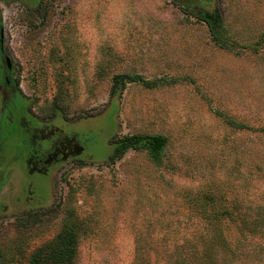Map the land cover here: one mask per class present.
Instances as JSON below:
<instances>
[{
    "label": "rangeland",
    "instance_id": "obj_1",
    "mask_svg": "<svg viewBox=\"0 0 264 264\" xmlns=\"http://www.w3.org/2000/svg\"><path fill=\"white\" fill-rule=\"evenodd\" d=\"M215 7L230 49L194 16ZM1 23L18 93L0 138V264H30L66 227L71 264H134L198 221L189 197L203 191L264 207V0H1ZM123 73L151 84L113 94ZM21 119L82 148L31 173ZM134 134L168 138L159 164L114 153Z\"/></svg>",
    "mask_w": 264,
    "mask_h": 264
},
{
    "label": "trees",
    "instance_id": "obj_2",
    "mask_svg": "<svg viewBox=\"0 0 264 264\" xmlns=\"http://www.w3.org/2000/svg\"><path fill=\"white\" fill-rule=\"evenodd\" d=\"M194 16L208 26L212 40L220 48L230 49V34L218 8H202ZM139 81L151 84L140 75L117 74L113 78V94L121 92L128 83ZM167 143L168 138L162 134H134L113 144L118 156L129 149L144 150L154 163L159 164ZM189 199L190 210L198 221L194 225L185 223L182 226L184 235L180 238H177L179 228H168V238L148 243L151 253H146L145 245H141L134 264H261L264 254L263 206L251 209L237 197H228L221 191H203L192 194ZM186 226L190 233H185ZM78 244L74 227H66L56 243L33 253L30 264H71L77 256Z\"/></svg>",
    "mask_w": 264,
    "mask_h": 264
},
{
    "label": "flooded vegetation",
    "instance_id": "obj_3",
    "mask_svg": "<svg viewBox=\"0 0 264 264\" xmlns=\"http://www.w3.org/2000/svg\"><path fill=\"white\" fill-rule=\"evenodd\" d=\"M1 3V0H0ZM14 67L11 58L7 54L4 46V28L0 24V138L7 127L15 122L17 106L12 104V93H18L17 84L14 77ZM19 124L30 131V149L26 156V164L30 172L47 174L49 169L61 161L68 160L77 154L82 148L74 141V137L62 133L59 128L48 124H40L28 127L22 119ZM45 142H43V141ZM43 142V143H42ZM76 153V154H75Z\"/></svg>",
    "mask_w": 264,
    "mask_h": 264
}]
</instances>
